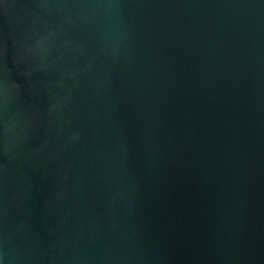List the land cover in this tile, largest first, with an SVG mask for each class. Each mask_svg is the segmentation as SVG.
Returning <instances> with one entry per match:
<instances>
[{"label":"water","instance_id":"1","mask_svg":"<svg viewBox=\"0 0 264 264\" xmlns=\"http://www.w3.org/2000/svg\"><path fill=\"white\" fill-rule=\"evenodd\" d=\"M0 264H264V0H0Z\"/></svg>","mask_w":264,"mask_h":264}]
</instances>
